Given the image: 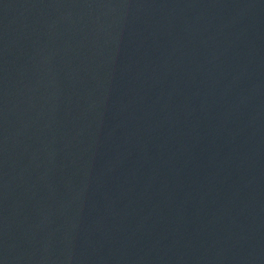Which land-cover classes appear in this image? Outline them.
I'll return each instance as SVG.
<instances>
[{"label": "water", "instance_id": "water-1", "mask_svg": "<svg viewBox=\"0 0 264 264\" xmlns=\"http://www.w3.org/2000/svg\"><path fill=\"white\" fill-rule=\"evenodd\" d=\"M0 264H264V0H0Z\"/></svg>", "mask_w": 264, "mask_h": 264}]
</instances>
